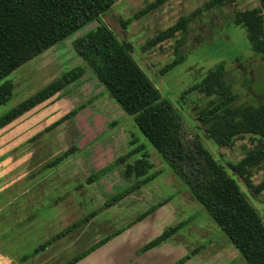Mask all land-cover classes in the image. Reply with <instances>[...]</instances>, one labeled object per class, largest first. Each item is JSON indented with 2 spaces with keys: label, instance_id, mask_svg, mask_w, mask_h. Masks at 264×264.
Returning <instances> with one entry per match:
<instances>
[{
  "label": "rangeland",
  "instance_id": "374dc122",
  "mask_svg": "<svg viewBox=\"0 0 264 264\" xmlns=\"http://www.w3.org/2000/svg\"><path fill=\"white\" fill-rule=\"evenodd\" d=\"M207 1L114 0L100 20L130 45L138 66L172 103L183 139L201 142L264 224V189L253 192L264 180V158L257 163L247 158L259 148L263 134L245 133L227 145L215 144L209 130L218 128L220 116L206 121L198 116L218 101L219 94L195 87L222 65L225 82L235 94L234 105L264 99V58L250 51L244 28L232 20L237 11L261 12V2L223 0L201 9ZM183 16L188 17L183 26L153 41ZM97 24L86 25L0 79V85L11 84L9 98L0 104L1 116L63 72L79 64L86 69L79 79L0 128V206L5 205L0 224L7 225L0 229V244L19 257L13 264H63L101 238L131 227L138 215L151 209L143 218L148 224L152 211L165 205L161 223L168 222L162 230L178 227L168 239L186 244L187 252L198 247L205 257L219 249L213 264L226 260L223 241L229 240L219 226L139 131L133 116L120 108L77 55L75 39ZM53 107L54 117L75 113L56 124L61 116L51 122L52 115H44ZM69 148L73 153L54 163ZM139 159L149 165L141 177L127 172V166L131 170ZM125 190L130 192L116 204L105 205ZM75 222L77 227L59 235ZM217 239H222L219 245L209 244ZM239 261L248 264L235 249L234 262Z\"/></svg>",
  "mask_w": 264,
  "mask_h": 264
},
{
  "label": "trees",
  "instance_id": "16d2710c",
  "mask_svg": "<svg viewBox=\"0 0 264 264\" xmlns=\"http://www.w3.org/2000/svg\"><path fill=\"white\" fill-rule=\"evenodd\" d=\"M222 1L208 0L201 9L207 10ZM259 1L261 12L254 9L237 11L232 20L234 24L244 28L250 51L264 58V0ZM113 2L114 0H0V79L86 25L97 21L98 24L93 29L75 39L73 45L77 55L120 108L133 116L139 131L169 164L173 174L182 180L240 256L248 264H264V224L261 218L248 205L236 184L206 152L201 142L197 139H183L180 119L172 103L161 96L158 88L138 66L131 56L130 45L119 41L100 20V15ZM187 21L188 17H181L175 26L160 32L153 41L169 37L174 27L183 26ZM85 70L79 64L63 72L22 101L18 107L1 115L0 128L79 79ZM195 87H201L208 94H219L218 101L211 103L198 116L200 121L220 116L218 128L209 130L215 144L227 145L234 137L245 133H262L264 136V99L254 104L234 105L235 94L225 82L222 65L210 71ZM10 90L9 81L0 85V104L7 101ZM74 113L75 110L65 113L56 124ZM72 153L71 148L65 150L55 158L54 163ZM247 158L256 163L264 158V138L259 141V148ZM123 160L124 157L118 158L120 162ZM148 168L146 160L139 159L131 170L127 166V172L141 177ZM232 168L242 173L240 167ZM263 189L264 180L253 188V192L259 193ZM129 192L130 190L119 192L105 205L116 204ZM150 211L151 209L138 215L135 222L142 220ZM77 226L78 222H75L59 235H66ZM177 230V226L166 227L138 252L159 245ZM117 233L119 232L101 238L63 264L75 263ZM45 246L46 244L42 245ZM198 250L197 247L187 252L174 264H182Z\"/></svg>",
  "mask_w": 264,
  "mask_h": 264
},
{
  "label": "crops",
  "instance_id": "0c3cea01",
  "mask_svg": "<svg viewBox=\"0 0 264 264\" xmlns=\"http://www.w3.org/2000/svg\"><path fill=\"white\" fill-rule=\"evenodd\" d=\"M56 111L57 109L55 110L54 107L47 110L44 115H49L48 117L52 115L48 121L53 122L61 116H58L57 113L55 115L56 117H54V112ZM3 207H5V205L0 206V214L3 212ZM164 210H166L165 205L157 207L148 216V224H146L145 219L137 221L131 225V227H127L123 231L113 235L104 244L91 251L89 254L73 264H166V260H169V264H174L177 259L187 253L188 247L184 243L180 244L178 242H174L173 237L172 239H167L159 245L146 251L138 252V249L141 248L146 242L160 234L163 224L168 222L167 220L166 222L161 223V220L165 214ZM5 226L7 225L4 224L2 226L0 224V229L3 227L5 228ZM219 241H222V239H217L216 241L213 240L209 244H212L213 242L214 243L212 245H214L215 242L218 244ZM230 244V241H223V245L227 251L228 257L226 260H223L217 264H235V247L231 244L234 248H230ZM218 245H216V247ZM210 246L211 245H209V247ZM210 248V250H212V247ZM14 253L15 252H11V250L6 249L3 244H0V264H13V261H15L16 257V254ZM211 253L212 254H209L207 257H205L204 250L199 249L194 255H192L182 264H213L216 258L220 256L219 249H215ZM124 255H127L128 257L124 258ZM202 257L205 258L202 259ZM240 263L242 262L239 261L238 264ZM245 263L247 262L245 261Z\"/></svg>",
  "mask_w": 264,
  "mask_h": 264
}]
</instances>
